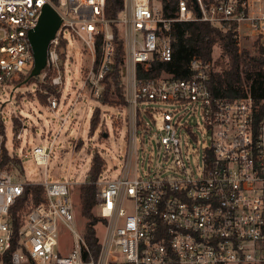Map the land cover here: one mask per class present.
<instances>
[{
  "label": "built area",
  "instance_id": "built-area-1",
  "mask_svg": "<svg viewBox=\"0 0 264 264\" xmlns=\"http://www.w3.org/2000/svg\"><path fill=\"white\" fill-rule=\"evenodd\" d=\"M192 1L189 8L186 0H178L174 16L165 18L162 0H122L117 18L109 20L105 0H58L56 6L50 0H0V88L33 67L27 35L37 25L43 5L49 4L60 17L39 75L41 84L54 90L42 92L50 110L58 107L64 88L66 34L77 39L89 56L71 108L83 96L101 99L115 25L124 48L123 110L128 127L119 175L112 179L102 171L93 183L94 208L103 221L96 256L76 223L70 181L38 184L44 189V201L37 205L29 201L17 213L20 222L14 241L10 209L31 184H23L7 167L0 168V264L7 256L11 264H264V113L259 105L250 96H214L209 87L214 63L196 56L183 79L165 71L153 79L137 75L138 69L150 70L155 54L163 62L171 61L173 22L210 23L231 32L239 51L264 49V0ZM99 36L101 57L95 66ZM160 103L171 110L160 109L156 106ZM186 111L200 117L210 139L194 174L185 170L177 137L178 114ZM155 115L162 120L160 143L174 155L176 172L170 178L140 177L135 167L138 128L146 129L144 117L154 123ZM183 126L196 142L191 125ZM57 137L48 147H33L37 166L48 168ZM16 139H21L20 132ZM4 142L0 135V160ZM61 235L70 239L66 253L59 249Z\"/></svg>",
  "mask_w": 264,
  "mask_h": 264
},
{
  "label": "rangeland",
  "instance_id": "rangeland-1",
  "mask_svg": "<svg viewBox=\"0 0 264 264\" xmlns=\"http://www.w3.org/2000/svg\"><path fill=\"white\" fill-rule=\"evenodd\" d=\"M66 38L68 43L63 65L64 88L55 110H50L46 106V96L42 93L44 88L41 87L46 85L41 84L38 88L35 83L29 84L31 79L26 80L28 75L23 80H20L19 76L7 88H0V135H3L5 141V146H1V155L6 150L19 158L20 168L11 167L10 171L16 176L18 174V179L23 184L70 181L73 184L71 197L75 206L76 223L83 230L85 220L80 215L78 188L90 182L88 170L95 154L105 161L103 169L105 176L114 179L119 175L127 152L128 127L125 121L127 113L121 107L101 105L98 100L85 96L71 108L76 93L82 87L89 56L77 39L69 34H66ZM249 51L252 52L250 49ZM221 55L220 48L214 46L212 61L215 70L220 69L217 62L224 60L221 59ZM39 93L45 96L44 104L38 99ZM150 105L153 107V104ZM141 106L144 109L147 105ZM156 106L163 110H171V107L164 103ZM96 108L100 112L99 122L94 132L90 134L89 120ZM69 110L68 120L60 128L61 121ZM178 116L177 137L181 160L186 172L194 174L201 165L202 149L209 145L210 139L197 114L186 111L179 113ZM144 120L147 122L146 129L138 128L136 140L137 174L140 177L159 175L170 178L176 172V166L173 153L166 151L160 143L163 134L161 117L155 115L154 123L146 117ZM185 124L191 125L197 136L196 142L185 134L183 126ZM19 132L21 139L17 140L16 134ZM101 132L103 135L100 136ZM56 134L58 137L48 168L37 166L31 156V150L35 146L48 147ZM27 203L23 209H26ZM93 212H96L95 208ZM96 234L101 238V225L96 227ZM58 241L59 249L66 253L70 239L61 235Z\"/></svg>",
  "mask_w": 264,
  "mask_h": 264
},
{
  "label": "trees",
  "instance_id": "trees-1",
  "mask_svg": "<svg viewBox=\"0 0 264 264\" xmlns=\"http://www.w3.org/2000/svg\"><path fill=\"white\" fill-rule=\"evenodd\" d=\"M53 5H58V0H50ZM178 0H162V11L165 18H171L176 11ZM189 8H193V1L186 0ZM122 9V0H105L104 15L107 19L117 18ZM114 35L113 53L108 66V71L102 81L103 91L101 105L117 106L121 109L125 106L124 85H123V67H124V48L123 42L118 36V30L115 25H111ZM170 37L172 47V58L170 62H163L157 58L156 54L150 70L147 72L141 69L137 70L139 78L153 79L162 72L172 73L177 78H185L188 75V63L193 57H199L204 61L212 60L214 46L221 50V59L217 65L219 70L211 74L209 84L210 90L214 96L226 99H237L250 96L256 104L259 105L261 113H264V49L255 52L242 49L238 50L231 32H223L218 27L206 22H173L170 25ZM66 42L62 41L64 48ZM96 59L95 66L98 65L101 57V37L96 41ZM64 59V54L61 56ZM29 73V72H28ZM28 73L21 75L23 80ZM35 83L39 88L41 86L40 78L35 77L29 81V84ZM41 86L48 92L54 90L49 85ZM41 103H45V96L38 94ZM100 112L96 108L91 114L89 120V133L92 134L99 122ZM1 128V126H0ZM103 135L102 132L100 136ZM21 161L15 156H11L8 151H3L0 160V168L7 167L20 168ZM105 168V161L97 154L92 156L91 165L88 170V184H82L78 188V198L80 215L85 220L83 227V237L93 256H96L100 243L96 234V227L103 221L94 213V181L99 177ZM31 201L37 205L44 201V189L38 184H31L24 190V194L15 202L10 209L12 216V227L14 229V241L16 240V231L20 218L17 213L24 205ZM16 249V243L12 245V251ZM5 264H11L8 256L4 260Z\"/></svg>",
  "mask_w": 264,
  "mask_h": 264
},
{
  "label": "water",
  "instance_id": "water-1",
  "mask_svg": "<svg viewBox=\"0 0 264 264\" xmlns=\"http://www.w3.org/2000/svg\"><path fill=\"white\" fill-rule=\"evenodd\" d=\"M60 22L57 12L49 4L43 5L37 25L27 35L34 60L33 67L28 73L27 81L38 77L45 67L47 46L49 41L54 38Z\"/></svg>",
  "mask_w": 264,
  "mask_h": 264
}]
</instances>
